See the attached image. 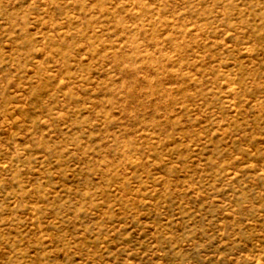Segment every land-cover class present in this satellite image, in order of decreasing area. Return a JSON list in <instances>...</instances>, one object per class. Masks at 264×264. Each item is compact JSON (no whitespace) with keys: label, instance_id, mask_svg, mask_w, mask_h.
<instances>
[{"label":"rangeland","instance_id":"obj_1","mask_svg":"<svg viewBox=\"0 0 264 264\" xmlns=\"http://www.w3.org/2000/svg\"><path fill=\"white\" fill-rule=\"evenodd\" d=\"M0 264H264V0H0Z\"/></svg>","mask_w":264,"mask_h":264}]
</instances>
